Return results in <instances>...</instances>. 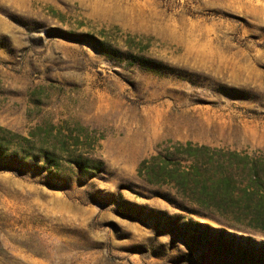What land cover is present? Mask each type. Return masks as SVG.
<instances>
[{
  "label": "rangeland",
  "instance_id": "rangeland-1",
  "mask_svg": "<svg viewBox=\"0 0 264 264\" xmlns=\"http://www.w3.org/2000/svg\"><path fill=\"white\" fill-rule=\"evenodd\" d=\"M188 143L264 158V0H0V264H236L138 172Z\"/></svg>",
  "mask_w": 264,
  "mask_h": 264
},
{
  "label": "trees",
  "instance_id": "trees-1",
  "mask_svg": "<svg viewBox=\"0 0 264 264\" xmlns=\"http://www.w3.org/2000/svg\"><path fill=\"white\" fill-rule=\"evenodd\" d=\"M100 49L106 51L103 47ZM174 147L173 153H159L144 159L138 167L139 174L152 183L171 184L179 193L191 197V201L203 210L215 207L231 227L256 229L264 233V158H252L237 151L210 149L191 143L175 144ZM199 152H208V160L198 163ZM174 156L178 159H173ZM182 160L192 162L185 165L181 163ZM215 163L218 168L224 169L225 174L219 181L211 177L200 184L199 169L204 167L208 171ZM201 164L203 167H200ZM225 236L244 239L222 230L219 233L221 241L217 243L219 250L226 245V239L222 238ZM251 241L252 245L241 246L235 253L226 251L227 258L232 257L236 264H264V242L259 247L258 243Z\"/></svg>",
  "mask_w": 264,
  "mask_h": 264
}]
</instances>
